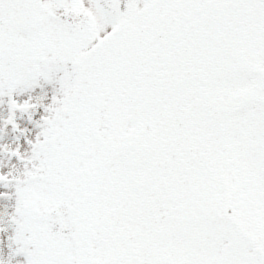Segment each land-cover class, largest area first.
Segmentation results:
<instances>
[{"label": "snow or ice", "instance_id": "1", "mask_svg": "<svg viewBox=\"0 0 264 264\" xmlns=\"http://www.w3.org/2000/svg\"><path fill=\"white\" fill-rule=\"evenodd\" d=\"M0 264H264V0H0Z\"/></svg>", "mask_w": 264, "mask_h": 264}]
</instances>
